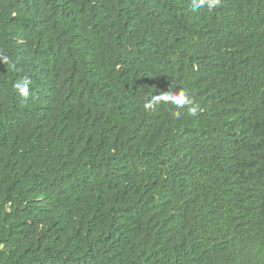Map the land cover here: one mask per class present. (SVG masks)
<instances>
[{"label":"trees","instance_id":"obj_1","mask_svg":"<svg viewBox=\"0 0 264 264\" xmlns=\"http://www.w3.org/2000/svg\"><path fill=\"white\" fill-rule=\"evenodd\" d=\"M189 5L0 0V264H264V0Z\"/></svg>","mask_w":264,"mask_h":264},{"label":"clouds","instance_id":"obj_2","mask_svg":"<svg viewBox=\"0 0 264 264\" xmlns=\"http://www.w3.org/2000/svg\"><path fill=\"white\" fill-rule=\"evenodd\" d=\"M221 4V0H190V9L193 12H198L200 9L207 8L209 11L214 10ZM3 61L7 60V57H0ZM19 94L27 99L30 96V80L25 77L14 85ZM159 104H171L176 109L187 108V112L190 116H197L200 111L199 105L195 102L194 97L183 89L161 91L159 94H155L146 101L144 104L145 110H153L156 105ZM176 118H180V112L174 113Z\"/></svg>","mask_w":264,"mask_h":264},{"label":"bare ground","instance_id":"obj_3","mask_svg":"<svg viewBox=\"0 0 264 264\" xmlns=\"http://www.w3.org/2000/svg\"><path fill=\"white\" fill-rule=\"evenodd\" d=\"M161 2V1H160ZM159 2V3H160ZM157 4V3H156ZM158 5V4H157ZM159 6V5H158ZM158 6L156 7V8H158ZM121 24V23H120ZM15 93V92H14ZM18 97V96H17ZM20 98V97H19ZM21 99V98H20ZM21 102V101H20ZM2 135V134H1ZM235 181V180H234ZM235 184V183H234ZM263 186V185H262ZM226 194V193H225ZM228 194V193H227ZM221 197V196H220ZM227 199V198H226ZM224 200H225V198H224ZM245 201V200H244ZM249 203V202H248Z\"/></svg>","mask_w":264,"mask_h":264}]
</instances>
